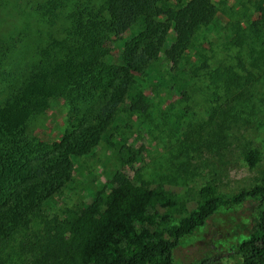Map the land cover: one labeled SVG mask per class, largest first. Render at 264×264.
<instances>
[{"label":"trees","instance_id":"16d2710c","mask_svg":"<svg viewBox=\"0 0 264 264\" xmlns=\"http://www.w3.org/2000/svg\"><path fill=\"white\" fill-rule=\"evenodd\" d=\"M248 4L251 16L244 13ZM241 8L235 20L225 21L235 54L205 73L225 95L224 115L245 93L248 66L264 62V0ZM33 10L48 24H60L64 35L42 48L26 64L24 79L0 98V264H204L177 260L182 240L220 208L250 199L256 200L251 228L232 251L239 264H264V175L233 193L207 181L185 207L175 191L115 169L107 185H81L90 189L87 200L65 216L50 213L53 199L82 183L76 177L83 175L80 158L104 145L123 154L113 134L137 115L151 118L149 92L161 95L165 84L167 94L186 97L195 78L204 76L208 65L196 64L191 50L199 32L216 23L215 1L36 0ZM55 99L67 107V127L47 143L29 127ZM245 157L255 166L260 153L251 149Z\"/></svg>","mask_w":264,"mask_h":264},{"label":"rangeland","instance_id":"374dc122","mask_svg":"<svg viewBox=\"0 0 264 264\" xmlns=\"http://www.w3.org/2000/svg\"><path fill=\"white\" fill-rule=\"evenodd\" d=\"M35 1H1L0 98L24 79L26 64L42 48L64 35L60 24L50 25L35 13ZM214 1L219 8L215 26L201 30L191 50L196 64L202 60L207 63L208 68L202 70L204 76L195 78L186 97L167 94L165 84H161L164 87L161 95L149 92L154 102L151 118L137 115L131 126H122L113 134L112 140L123 146V154L104 145L94 155L80 158L83 175L77 172L76 177L82 183H71L61 196L53 199L50 213L65 216L68 209L87 200L90 189L81 185H107L115 169H129L131 174L136 172L154 186L175 191L185 207L193 204L197 189L207 181L215 182L227 193L261 181L264 175V62L258 63L259 68L248 66L251 74L242 87L245 93L235 100L234 108L226 115L219 108L223 102L220 96L225 98L224 93L205 79L206 70L228 63L235 54V48L226 42L231 31L225 21L235 20L242 3L248 0ZM243 7L247 9L244 13L251 16L252 4ZM66 120L64 101L55 99L47 111L32 118L29 133L51 143L61 138L67 127ZM174 120L179 122L180 129L173 128ZM120 123L126 124L122 120ZM251 149L260 153L255 166H249L245 157ZM128 159L133 162L125 165ZM255 202L250 199L235 207L220 208L194 234L182 240L176 250L177 260L239 264L232 250L251 228Z\"/></svg>","mask_w":264,"mask_h":264}]
</instances>
